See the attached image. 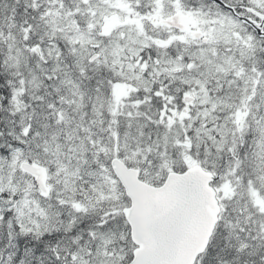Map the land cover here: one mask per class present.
Returning <instances> with one entry per match:
<instances>
[{
  "label": "snow or ice",
  "instance_id": "6c2138e0",
  "mask_svg": "<svg viewBox=\"0 0 264 264\" xmlns=\"http://www.w3.org/2000/svg\"><path fill=\"white\" fill-rule=\"evenodd\" d=\"M0 264H264V0H0Z\"/></svg>",
  "mask_w": 264,
  "mask_h": 264
}]
</instances>
